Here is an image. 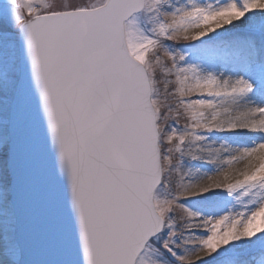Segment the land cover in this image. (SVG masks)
Instances as JSON below:
<instances>
[{
    "label": "snow or ice",
    "instance_id": "obj_1",
    "mask_svg": "<svg viewBox=\"0 0 264 264\" xmlns=\"http://www.w3.org/2000/svg\"><path fill=\"white\" fill-rule=\"evenodd\" d=\"M0 264H264V0H0Z\"/></svg>",
    "mask_w": 264,
    "mask_h": 264
},
{
    "label": "rangeland",
    "instance_id": "obj_2",
    "mask_svg": "<svg viewBox=\"0 0 264 264\" xmlns=\"http://www.w3.org/2000/svg\"><path fill=\"white\" fill-rule=\"evenodd\" d=\"M169 43H173V42H169ZM180 43H185V42L181 41Z\"/></svg>",
    "mask_w": 264,
    "mask_h": 264
},
{
    "label": "bare ground",
    "instance_id": "obj_3",
    "mask_svg": "<svg viewBox=\"0 0 264 264\" xmlns=\"http://www.w3.org/2000/svg\"><path fill=\"white\" fill-rule=\"evenodd\" d=\"M240 167H243V164H241Z\"/></svg>",
    "mask_w": 264,
    "mask_h": 264
}]
</instances>
